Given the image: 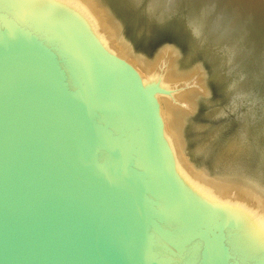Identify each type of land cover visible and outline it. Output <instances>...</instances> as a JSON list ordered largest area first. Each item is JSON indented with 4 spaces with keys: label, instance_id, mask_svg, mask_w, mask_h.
Wrapping results in <instances>:
<instances>
[{
    "label": "water",
    "instance_id": "95a60500",
    "mask_svg": "<svg viewBox=\"0 0 264 264\" xmlns=\"http://www.w3.org/2000/svg\"><path fill=\"white\" fill-rule=\"evenodd\" d=\"M176 55L125 43L89 0H0V264H264V201L172 145L163 104L204 92Z\"/></svg>",
    "mask_w": 264,
    "mask_h": 264
},
{
    "label": "bare ground",
    "instance_id": "6f19581e",
    "mask_svg": "<svg viewBox=\"0 0 264 264\" xmlns=\"http://www.w3.org/2000/svg\"><path fill=\"white\" fill-rule=\"evenodd\" d=\"M89 1L111 31L134 46L155 39L148 21L169 25L181 35L184 31L185 51L166 43L177 54L171 75L184 80L198 73L204 92L194 89L163 104L172 145L196 175L241 187L264 201V0ZM111 2L130 12L123 16L132 23L131 32ZM205 56L214 60L212 68L200 60ZM217 86L229 104H218ZM200 107L204 117H218L217 123H195L192 116Z\"/></svg>",
    "mask_w": 264,
    "mask_h": 264
},
{
    "label": "rangeland",
    "instance_id": "374dc122",
    "mask_svg": "<svg viewBox=\"0 0 264 264\" xmlns=\"http://www.w3.org/2000/svg\"><path fill=\"white\" fill-rule=\"evenodd\" d=\"M121 6V5H120ZM123 10V8H121ZM132 17V16H131ZM135 18H138V20H140L141 22L144 23V21H142L141 19V15H138V16H134ZM146 24V23H145ZM147 25V24H146ZM148 27L149 29H151V25H149L148 23ZM154 31H156V36H155V39L153 40V42H151V40H148L146 39L145 41H141V45H138V46H141V47H150V46H158V45H161V44H166V43H172L171 40L174 39L172 35H170L169 32H166L167 30H163L161 27L159 28V26L157 25V28L155 30L154 28ZM134 33V32H133ZM132 33V37H131V40L133 41V43L135 44V34ZM153 37V36H152ZM138 44V43H137ZM173 44V43H172ZM215 86V85H214ZM216 87H213V90L215 89ZM218 86H217V98L219 99L220 97V101L218 102V104L220 105H227L228 104V100L225 98V94H221L220 95V90H218ZM215 97V96H214ZM216 98V97H215ZM203 108L200 107V110H198L193 116H192V120L199 124V125H204L205 123H217V118L218 117H204V112H202ZM202 112V113H201ZM219 120H222V119H219ZM193 138V137H192ZM199 158H197L198 160ZM200 160V159H199Z\"/></svg>",
    "mask_w": 264,
    "mask_h": 264
}]
</instances>
